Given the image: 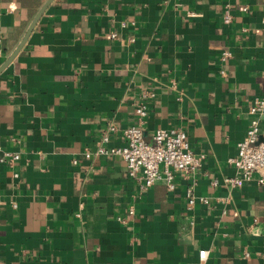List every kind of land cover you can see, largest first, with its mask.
<instances>
[{"label": "crops", "instance_id": "1", "mask_svg": "<svg viewBox=\"0 0 264 264\" xmlns=\"http://www.w3.org/2000/svg\"><path fill=\"white\" fill-rule=\"evenodd\" d=\"M48 1L0 0V69ZM257 98L264 0H53L0 71V264H264V186L225 183ZM138 125L186 131L202 167L146 189L95 154Z\"/></svg>", "mask_w": 264, "mask_h": 264}, {"label": "built area", "instance_id": "2", "mask_svg": "<svg viewBox=\"0 0 264 264\" xmlns=\"http://www.w3.org/2000/svg\"><path fill=\"white\" fill-rule=\"evenodd\" d=\"M239 10L246 12L248 8L244 6ZM231 22V15H227L224 23ZM116 36V33L111 35L112 38ZM229 57L230 53L223 51L220 60L225 61ZM153 97L155 94L151 92L143 94V102L136 109L140 119L147 116L148 101ZM249 113L253 118L244 139L237 144L236 156L231 159L236 175L225 179V183L232 188L243 187L254 180L264 186V99H255L249 108ZM116 131L117 128L110 125L103 132L102 141L107 144L110 141V135ZM123 135L124 146L101 145L95 154L121 156L127 163L130 177L141 179L146 189L163 180L169 190L173 191L176 189L175 177L178 173H194L202 167L206 159L204 154L193 151L186 131L181 129H158L152 137V142L146 141L140 125L126 128ZM86 157H91V154L87 153ZM19 159L18 154L6 152L0 145V162L15 163ZM188 197V206L192 209L196 200L191 191H188ZM201 201L204 204L208 203L205 198ZM199 257L201 262L206 261L208 251H201Z\"/></svg>", "mask_w": 264, "mask_h": 264}, {"label": "water", "instance_id": "3", "mask_svg": "<svg viewBox=\"0 0 264 264\" xmlns=\"http://www.w3.org/2000/svg\"><path fill=\"white\" fill-rule=\"evenodd\" d=\"M53 0H49L45 6L40 10V12L37 14V16L35 17L34 21L32 22L31 26L28 29V32L26 33V36L24 37L23 41L21 42V44L19 45V47L17 48V50L11 55V57L6 61V63L3 65V67L0 69L3 70L5 67H7L13 60L14 58L17 56V54L19 53V51L21 50V48L24 46V44L27 41L28 36L30 35V33L32 32V30L34 29V27L36 26L38 20L40 19V17L43 15L44 11L48 8V6L52 3Z\"/></svg>", "mask_w": 264, "mask_h": 264}]
</instances>
